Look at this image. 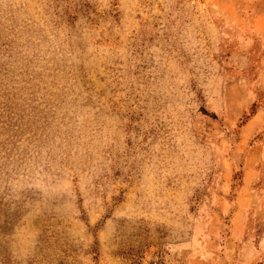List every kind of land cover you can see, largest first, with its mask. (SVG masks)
<instances>
[{
	"label": "rangeland",
	"instance_id": "obj_1",
	"mask_svg": "<svg viewBox=\"0 0 264 264\" xmlns=\"http://www.w3.org/2000/svg\"><path fill=\"white\" fill-rule=\"evenodd\" d=\"M0 264H264V0H0Z\"/></svg>",
	"mask_w": 264,
	"mask_h": 264
}]
</instances>
